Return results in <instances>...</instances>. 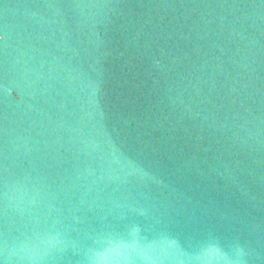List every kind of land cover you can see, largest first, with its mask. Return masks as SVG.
Here are the masks:
<instances>
[{"label":"water","instance_id":"obj_1","mask_svg":"<svg viewBox=\"0 0 264 264\" xmlns=\"http://www.w3.org/2000/svg\"><path fill=\"white\" fill-rule=\"evenodd\" d=\"M0 264H264V0H0Z\"/></svg>","mask_w":264,"mask_h":264}]
</instances>
